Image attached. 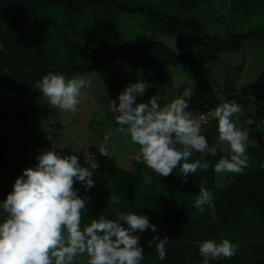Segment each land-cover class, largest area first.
I'll return each mask as SVG.
<instances>
[{"label": "trees", "instance_id": "1", "mask_svg": "<svg viewBox=\"0 0 264 264\" xmlns=\"http://www.w3.org/2000/svg\"><path fill=\"white\" fill-rule=\"evenodd\" d=\"M199 1L178 0L179 3L173 6L176 13L170 14L157 5L142 4L138 0H0V201L6 199L23 170L34 167L38 162L30 156L26 144L31 129L28 114H32L28 97L34 91L40 92L35 89V84L48 72H60L71 77L77 73H90L109 58H123L128 62L126 73L130 75L146 70L149 65L158 67L161 72L167 67L187 65L192 72L190 75L195 73L198 77L205 72L206 65L216 61L223 53L240 51L247 42L264 45V0H234L238 3L235 5L244 9L243 15L259 21V25L245 33L231 34L228 38L206 32L196 15L183 13L200 10ZM205 2L209 11L215 10L213 0ZM53 14L64 18L61 27L56 30L48 29ZM124 14L137 15L150 29L167 36L193 39L198 42V47L186 55H179L158 40L108 51V42L110 38L114 39ZM92 34L93 38L100 39L101 49L89 51L81 41V38ZM49 40L58 47L52 49ZM230 81L226 88L220 90L221 95L206 82L193 86L189 107L200 112L210 109L214 112L216 106L226 102L236 91V80ZM115 85L113 97L128 86L120 80ZM206 92H211L210 100H207ZM153 95L151 88L142 98L148 101ZM248 96L264 101V76L245 91L243 97ZM161 99V105L170 103V100ZM117 115L113 114L111 122L102 116H94L90 128L98 129L94 141L98 145L88 154L86 167H92V154H100L103 148L111 153L109 143L115 132L122 137L127 153L138 151L139 146L131 143L130 135L119 131L120 126L115 121ZM201 125L209 146H216V118ZM263 150L264 145L248 148L247 155L253 154L248 167L241 174L231 173L235 180L217 190L214 166L221 157L230 154L223 153L221 145L216 156L207 154L210 167L189 174L186 182L181 177L180 167L168 177H162L143 163H138L132 155L128 171L105 165L101 157L99 166L93 171L95 186L86 193L79 182L75 184L81 197H91L81 227L89 225L99 216L117 219L118 212L146 214L150 222L157 226V233L149 229L140 234V243L144 246L141 264H202L203 258L199 253L201 242L206 239L219 242L224 236L234 241L227 227L239 228L237 224L244 220L255 222L259 219V211H264V155H260ZM202 155L194 151L189 162L200 159ZM145 172L152 176L150 184L144 183ZM202 181H206L203 186L213 193L215 215L211 216L210 210L213 209L207 205L203 213L193 206ZM2 219L0 217V221ZM153 235L160 238L167 236L170 240L164 260L159 259L155 245L151 248L147 246ZM240 238L234 239L238 242ZM240 250L242 248L231 259L210 261V264H264V260L248 263ZM87 259L86 254L77 257L76 264H87Z\"/></svg>", "mask_w": 264, "mask_h": 264}, {"label": "clouds", "instance_id": "2", "mask_svg": "<svg viewBox=\"0 0 264 264\" xmlns=\"http://www.w3.org/2000/svg\"><path fill=\"white\" fill-rule=\"evenodd\" d=\"M90 83L79 73L68 77L50 71L36 82L35 89L52 108L74 113L81 103L82 90ZM151 86L150 82L139 80L126 86L107 104L106 112L112 116L111 102L116 106L119 115L115 121L120 126L119 131L130 135L131 143L139 146L133 159L162 177H168L180 167L181 177L186 182L189 174L210 167L207 154L216 156L218 146L227 144L230 154L219 159L214 171L218 174L243 173L248 167L251 128L237 127L234 118L238 120L244 113L235 99L215 107L218 139L217 145L210 147L202 134L201 123L191 115L195 110L189 107L192 90L186 88L172 102L161 105L156 95L148 101L142 98ZM116 98L118 106L112 101ZM247 123L258 129L264 125V118L259 123L250 118ZM102 150L100 154H92V167H82L76 154L49 149L36 155L37 164L25 168L6 199L0 201V217H3L0 221V264H76L77 257L85 254L87 264H141L144 246L140 243V234L149 229L157 233V226L146 214L118 212L117 219L99 216L81 227L91 197H81L75 184L79 182L86 193L95 186L93 171L99 164L93 156L99 160L103 157L106 161L111 155L108 150L107 156L102 155ZM194 151L204 155L189 162ZM143 179L145 184L152 182V176L147 172ZM204 183L206 181L201 182L193 206L203 213L207 205L215 215L213 193L203 186ZM169 242L167 236L153 235L147 246L155 245L156 254L164 260ZM237 251L238 245L227 238L219 242L206 239L199 244L202 264L231 259Z\"/></svg>", "mask_w": 264, "mask_h": 264}, {"label": "rangeland", "instance_id": "3", "mask_svg": "<svg viewBox=\"0 0 264 264\" xmlns=\"http://www.w3.org/2000/svg\"><path fill=\"white\" fill-rule=\"evenodd\" d=\"M126 1L132 2L134 0ZM138 2L157 5L162 11L170 14L176 13L173 6L175 3H179L178 0H138ZM212 4L215 6V10L209 11L205 0H200V10L196 12L183 11V13L189 16L196 15L206 32L216 34L222 38H228L231 34L245 33L259 25V21H255L252 17L246 18L243 15L244 9L235 5L238 3L234 0H213ZM218 18H221V20L218 21ZM143 20L137 15L128 16L124 14L121 21L122 25L114 35V39L110 38L108 42V51H116L127 46L145 45L148 42L158 40L165 42L171 50L179 55H186L197 49V41L167 36L150 29ZM63 22L64 18L62 16L57 17L53 14L48 29H59ZM81 41L88 46L89 51L93 48L101 49L100 39L93 38V34L81 38ZM49 43L52 49L58 47L50 40ZM31 47L33 48L32 43ZM127 67L128 62L126 59L109 58L94 71L80 74L90 80L91 83L82 90L81 103L78 106V111L74 113L52 108L41 92L34 91L30 93L28 107L32 110V114H28V118L31 129L26 142L30 156L35 158L37 154L51 149L56 152L78 155L81 166L86 167L88 154L96 148L97 143L94 141L96 135H98V129H91L90 123L95 115L99 118L102 116L108 122L112 121L110 118H113V116L109 115L106 109L108 102L113 97V91L116 89L115 84L118 80L127 85L139 80L148 81L152 86L147 91L152 88L153 94L158 96L159 99L170 100V102L180 96L186 88L191 89L193 86L206 82L214 92L219 91L220 93V90L226 88V85L231 82L230 80H236V91L232 93L227 101L233 99L238 101L244 114L240 115L238 120L234 118V121L237 127L242 129L251 128L248 148L264 145V125L256 129L255 125L247 123L250 118L256 119L257 123L261 118H264V101L251 96L243 97L245 91L252 88L255 82L264 76V45L257 42H247L240 51L223 53L216 61L206 65L204 75L200 74L198 77L195 73L190 75L192 72L187 65L167 67L164 72H161L154 65H149L146 70L135 72L132 75L126 73ZM162 93H164V96ZM161 94L162 97H160ZM206 94L207 100H210L211 92H206ZM109 146L111 156L105 161V165L128 171L132 165L131 157L135 156L137 152L127 153L126 148H124L126 144L116 132L112 134ZM221 150L225 154L230 152L227 144H222ZM260 155H264V150ZM252 156L253 154L249 155V158ZM234 180L235 178L231 173H217L215 189H222ZM210 212L212 216L213 211L210 210ZM237 226L239 228L227 227L230 238L234 240L230 241L237 244L238 249L242 248L240 253L244 259L248 260V263L263 261L264 211H259V219H255V222L244 220ZM238 236L242 238L237 242V239L234 238ZM224 238L226 237L224 236Z\"/></svg>", "mask_w": 264, "mask_h": 264}, {"label": "built area", "instance_id": "4", "mask_svg": "<svg viewBox=\"0 0 264 264\" xmlns=\"http://www.w3.org/2000/svg\"><path fill=\"white\" fill-rule=\"evenodd\" d=\"M112 101H116V104H117V106H118V103H119L118 98L113 99ZM137 102L139 103L140 101H137ZM110 111H111L112 113H118V111H116V106H114V105L112 104V102H111V106H110ZM118 114H119V113H118ZM191 115H192V118H193V119L197 120V121H198L199 123H201V124H205V123H207L210 119H212V118L215 117V116H214V112H213L211 109L208 110V111H206V112H200V111H195V110H193V111H191ZM102 155H105V156L108 155V154H107V149H103V150H102ZM93 158H95L94 160H97L96 163H97V165H98L99 162H100L99 157H97V156H93Z\"/></svg>", "mask_w": 264, "mask_h": 264}]
</instances>
